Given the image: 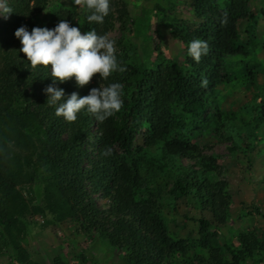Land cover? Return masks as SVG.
Here are the masks:
<instances>
[{"label":"trees","instance_id":"16d2710c","mask_svg":"<svg viewBox=\"0 0 264 264\" xmlns=\"http://www.w3.org/2000/svg\"><path fill=\"white\" fill-rule=\"evenodd\" d=\"M51 1L10 0L7 7L13 10L8 13L11 19L0 26V119L6 123L0 128V159L10 156L15 160L16 169L10 173L8 170L2 172L8 177L7 181H14L21 175V157L27 156V165L36 164L43 171L48 188L47 207L55 219L63 222L72 213L79 214L86 231L96 232L100 238L124 249L129 264H175L172 258L189 254L197 244L209 249L210 262L207 264H244L250 259L264 262V236L256 231H241L237 243L225 244L231 261L225 260L220 248L212 246L213 240L221 236V229L229 222L233 195L229 182L219 178L224 174L220 171L218 158L200 157L194 163L198 167L182 162L184 157H193L198 146L179 135L182 127L187 125L186 116L198 124L203 120L208 124H220L217 120L220 115L209 116L207 113L217 107L214 102L218 86L230 79L224 68L227 57L247 54L242 27L245 24L251 27L255 20L251 0H229L222 11L220 0H194L203 22L193 32L181 31L179 36L186 45L195 38L208 42L209 51L199 63L186 55L185 67L178 64L153 67L138 54H116L126 70L113 73L103 81L105 86L112 82L123 85V104L111 117L97 121L99 134H94L91 128L95 117L84 110L72 122L55 114V107L46 103L48 96L44 91L53 83L48 76L51 65L31 67L26 55L19 51L22 45L15 37V31L21 26H27L28 30L34 27L38 15ZM110 9L102 24L87 22L84 6L82 14L75 10L60 12L53 17L52 28L61 19H67L86 32L95 28L103 35L108 34L114 21L118 20L125 31L130 18L127 2L111 0ZM152 11V8H146L134 22L135 35L141 36L144 42L152 40ZM225 13L227 23H222ZM246 31L244 35L249 36L250 31ZM250 42L255 46V40L250 38ZM261 46L264 52V42ZM151 53V50L147 51V55ZM253 59L258 61V57ZM260 66L264 76V67ZM95 77L96 74L92 80ZM205 80L207 83L203 85ZM53 86L63 88L66 95L77 92L80 96L98 87L92 81L79 87L74 77ZM259 112H262L264 122V103ZM176 115L181 119L177 120ZM260 125L264 126V123ZM147 126L152 129V135L147 137L145 146L135 149V134ZM228 139L232 140V136ZM246 140L248 143L243 142L241 146L245 145L251 166L257 158L264 159V144L259 146V140L254 142L251 133ZM109 147L112 155H102ZM148 147H156V150L150 151ZM238 148L240 143L236 141L232 151L236 153ZM136 154L140 159L135 158ZM154 156L159 157L160 172L171 167L176 173L166 203L164 197L149 192L148 181L155 176L148 173L145 161L150 163L149 157ZM1 165L4 164L0 161V170ZM6 185L0 186V191ZM99 191L110 199L107 210L102 209L93 197ZM50 195L52 199L56 198L54 202ZM165 204L175 208L176 205L192 204L199 210L200 216L194 218L197 237L193 239L198 243L192 241L188 246L184 238L177 239L172 235L162 214ZM206 211L211 218L203 216ZM256 211L264 218L260 208ZM45 212V207H30L20 194L14 195L11 191L0 198V222L6 226L4 238L18 249L15 231H23L19 226L20 219L28 213ZM199 260L206 264L203 257Z\"/></svg>","mask_w":264,"mask_h":264},{"label":"rangeland","instance_id":"374dc122","mask_svg":"<svg viewBox=\"0 0 264 264\" xmlns=\"http://www.w3.org/2000/svg\"><path fill=\"white\" fill-rule=\"evenodd\" d=\"M125 1L130 14L128 26L123 31L122 24L115 20L113 28L107 34L116 42V54L124 55L127 52L133 56L138 54L153 67L160 65L166 68L174 64L187 66V45L179 34L184 31L193 32L202 24L203 19L199 16L196 2L194 0ZM228 1L220 0V11ZM9 2L10 0H0V11L3 7H7ZM251 2L255 20L251 27L247 24L242 27V40L247 47V54L227 57L224 68L228 71L230 79L218 86L214 102L217 107H212L207 113L209 116L220 115L221 117L217 118L220 124H208L205 120L198 124L191 117L186 116L187 125L179 131L180 136H184L186 140L198 146V150L193 152V157H184L182 162L192 167L200 157H216L221 164L220 171L224 174L219 178L229 182L234 201L231 217L227 226L221 229V236L212 243L213 247L221 249L225 260L228 261H231V257L226 254L225 244L237 243L239 232L256 231L257 234L264 236V218L256 213L257 208L264 213V159L259 157L250 166L245 145L241 146L247 141L249 133L253 136L254 142L259 140V146L264 144V126L260 125L264 122H262V112H259L264 103V76L260 66L262 64L264 67V52L261 46L264 42V0H251ZM146 8L153 9L150 14L152 35L150 42H144L141 36L134 33V22L141 17ZM68 10H75L81 14L84 11L83 5H76L73 0H52L49 7L38 15L34 27L52 28L53 17ZM8 16L7 14L5 18L4 15H0V26L11 19ZM80 30L82 33L86 32L83 27H80ZM246 30L250 31L249 36L244 35ZM249 37L255 40V46L251 44ZM148 50L152 51L149 55H147ZM254 57H258V61H255ZM91 81L98 87L105 86L99 73ZM175 118L181 119L178 115ZM93 122L95 123L91 128L94 134H99L97 120ZM5 126L6 123L0 119V128ZM151 135L152 129L148 126L139 130L134 137V148L145 146L147 137ZM229 136H232V140L228 139ZM236 141L240 143V149L238 148L234 153L232 149ZM148 148L150 151L156 150V147ZM2 158L0 161L4 165H1L0 170V186L7 185L0 191V198L12 191L14 195L20 194L30 207L42 206L45 207L46 212L45 214L28 213L20 219L19 226L23 231H15L18 249L7 237L4 238L3 232L6 226L0 222V264H129L128 253L111 244L110 241L100 238L96 232L88 233L79 214L72 213V216L63 222L55 219L47 207L48 188L43 171L36 164L27 165L29 160L27 156L21 157L23 171L14 181H7L8 177L2 172L5 170L9 173L14 172L15 160L10 156H2ZM135 158L140 159V155L136 154ZM157 158L159 157H149L150 163L145 161L148 164V173L155 176L148 181V188L154 196L164 197L166 203L173 189L176 173L171 167L160 172ZM213 178L218 180V177ZM88 185L91 192H94L92 185L90 183ZM93 197L102 209L109 208L110 199L103 191L94 193ZM136 197L142 200L141 196L136 195ZM49 198L52 202L56 200V198L52 199L51 195ZM185 205H176L175 208L165 204L162 214L172 235L177 239L184 238L191 246L192 241L198 243L197 239L193 240L197 237L198 229L194 218L199 217L200 212L192 204ZM203 216L211 218L208 211ZM200 257L206 259V264L210 262L209 249L197 244L189 254H179L172 260L175 264H201ZM244 264H264V262L250 259Z\"/></svg>","mask_w":264,"mask_h":264},{"label":"clouds","instance_id":"9594fccd","mask_svg":"<svg viewBox=\"0 0 264 264\" xmlns=\"http://www.w3.org/2000/svg\"><path fill=\"white\" fill-rule=\"evenodd\" d=\"M73 3H83L89 23L102 24L111 10V0H73ZM12 11L10 7H3L0 15L7 18V14ZM222 23H227L226 13ZM14 35L22 45L19 51L26 55L31 67L51 65L48 76L53 83L44 91L48 96L46 103L55 107L57 116L72 122L84 110L97 121H104L121 109L123 85L119 82L93 87L84 96L77 92L66 95L63 88L53 86L74 77L77 86L83 87L97 73L101 80L116 72L123 73L126 68L116 55V42L107 34H98L95 28L82 33L79 27L67 19H61L54 28L36 26L29 31L27 26H21ZM208 51V42L201 38H195L187 44V55L197 63ZM206 83V80L202 81L203 85ZM102 155H112V149L105 148Z\"/></svg>","mask_w":264,"mask_h":264}]
</instances>
